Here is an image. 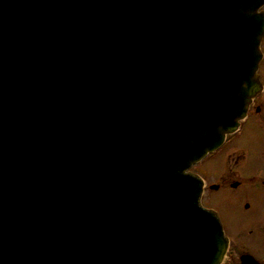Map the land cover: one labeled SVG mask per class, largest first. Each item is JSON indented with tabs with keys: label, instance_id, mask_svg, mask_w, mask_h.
<instances>
[{
	"label": "water",
	"instance_id": "obj_1",
	"mask_svg": "<svg viewBox=\"0 0 264 264\" xmlns=\"http://www.w3.org/2000/svg\"><path fill=\"white\" fill-rule=\"evenodd\" d=\"M264 0H0V264H220L189 169L257 91Z\"/></svg>",
	"mask_w": 264,
	"mask_h": 264
},
{
	"label": "flooded vegetation",
	"instance_id": "obj_2",
	"mask_svg": "<svg viewBox=\"0 0 264 264\" xmlns=\"http://www.w3.org/2000/svg\"><path fill=\"white\" fill-rule=\"evenodd\" d=\"M259 48L258 90L246 117L217 151L192 168L203 181L202 205L217 214L228 239L222 264H264V35Z\"/></svg>",
	"mask_w": 264,
	"mask_h": 264
},
{
	"label": "rangeland",
	"instance_id": "obj_3",
	"mask_svg": "<svg viewBox=\"0 0 264 264\" xmlns=\"http://www.w3.org/2000/svg\"><path fill=\"white\" fill-rule=\"evenodd\" d=\"M262 70L264 72V65L262 67ZM252 161L250 160L248 163H251ZM211 170L215 172L216 168H217V161H215L211 166H210Z\"/></svg>",
	"mask_w": 264,
	"mask_h": 264
}]
</instances>
